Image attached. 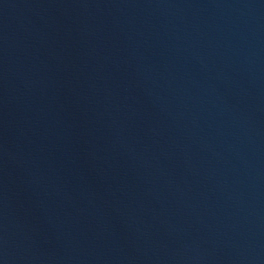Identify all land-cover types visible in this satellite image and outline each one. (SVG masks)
Segmentation results:
<instances>
[{"label":"water","instance_id":"obj_1","mask_svg":"<svg viewBox=\"0 0 264 264\" xmlns=\"http://www.w3.org/2000/svg\"><path fill=\"white\" fill-rule=\"evenodd\" d=\"M0 264H264V0H0Z\"/></svg>","mask_w":264,"mask_h":264}]
</instances>
